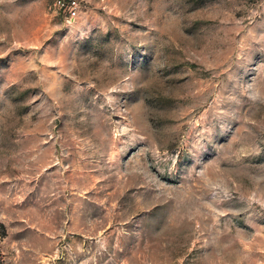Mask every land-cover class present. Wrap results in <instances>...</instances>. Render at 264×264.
Returning <instances> with one entry per match:
<instances>
[{
	"label": "rangeland",
	"instance_id": "1",
	"mask_svg": "<svg viewBox=\"0 0 264 264\" xmlns=\"http://www.w3.org/2000/svg\"><path fill=\"white\" fill-rule=\"evenodd\" d=\"M0 0V264H264V0Z\"/></svg>",
	"mask_w": 264,
	"mask_h": 264
},
{
	"label": "built area",
	"instance_id": "2",
	"mask_svg": "<svg viewBox=\"0 0 264 264\" xmlns=\"http://www.w3.org/2000/svg\"><path fill=\"white\" fill-rule=\"evenodd\" d=\"M51 9L61 12L68 20H74L82 8L78 0H54Z\"/></svg>",
	"mask_w": 264,
	"mask_h": 264
}]
</instances>
